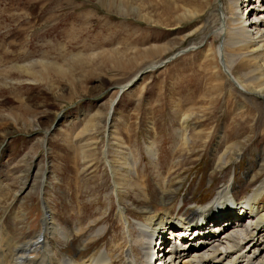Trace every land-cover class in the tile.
Returning a JSON list of instances; mask_svg holds the SVG:
<instances>
[{"label": "rangeland", "instance_id": "1", "mask_svg": "<svg viewBox=\"0 0 264 264\" xmlns=\"http://www.w3.org/2000/svg\"><path fill=\"white\" fill-rule=\"evenodd\" d=\"M219 7V0H0V213L16 240L42 229L43 194L54 210L63 207V191L75 211L80 192L85 215L108 207V197L116 199L108 161L121 189L134 194L120 156L137 162L151 198L131 197V218L145 221L141 209L148 207L158 214L169 210L180 223L211 203L233 174L236 198L252 194L264 179V97L240 86L238 93L221 64V77L211 78V70L207 75L209 66L200 69L198 48L222 25L213 15ZM165 43L170 50L156 49ZM154 65L160 66L143 72ZM203 100L204 114L198 112ZM184 117L190 126H183ZM81 145L98 156L85 171L76 154ZM149 147L157 151L153 159ZM219 153L225 156L218 165ZM157 174L166 188L176 186L164 199ZM109 220L112 240L123 224L113 214ZM185 240L183 246L191 242Z\"/></svg>", "mask_w": 264, "mask_h": 264}, {"label": "bare ground", "instance_id": "2", "mask_svg": "<svg viewBox=\"0 0 264 264\" xmlns=\"http://www.w3.org/2000/svg\"><path fill=\"white\" fill-rule=\"evenodd\" d=\"M257 1L251 0L249 6L241 7L242 0H226L225 3L219 0L221 8L219 7L213 15L218 16L222 25L214 32L213 39H206V42L198 49L204 57L201 59L200 69L204 70L209 66L208 70L204 71L207 74L211 70V78L221 77L223 74L221 72L224 70L223 72L228 77L231 87L236 88L238 93L242 94L241 89H243L245 92L258 95V97H264V59H261L264 57V0H260L262 1L260 6L255 3ZM188 12L189 15H193V11L188 9ZM199 27L197 26L194 30L196 31ZM217 38L220 45L215 50L214 45ZM156 49L166 52L171 49V43H165ZM186 52L183 50L181 53ZM249 54L252 55V58L248 56ZM220 64L223 67L222 71L217 70ZM247 67H250V70H247ZM237 71H241L242 76H237L235 74ZM135 78L132 80L133 82L136 80ZM206 103L208 101L203 100L202 105L199 104L198 112L201 110L203 114L206 112ZM182 121L184 127H186L185 123L190 126L187 117H184ZM197 134L201 137L204 133L200 131ZM209 135L205 136L209 137ZM178 136L182 137L180 140L183 142L186 151L191 152L192 149H189L188 144V133L181 131ZM88 146L90 147V145ZM148 150L153 159L157 155V151L152 147H149ZM96 153L97 151L87 150L82 145L77 150L76 154L83 171L91 167L93 163L91 158H95ZM104 154V158H109L108 150H105ZM222 154H218V165L222 163L225 156ZM118 160L120 166L126 168L127 180L135 185V192L134 194L127 193L126 190L121 189V181L118 179L115 165L108 161L113 184L112 195H115L116 199L113 200V198L108 197L110 204L100 213L85 215L88 208L78 191L76 194L77 211L71 208L74 203L70 201L68 191L62 192L64 200L60 203L63 207L58 210L51 207L43 194L44 218L42 229L35 235H28L25 241L16 240L15 236L7 230L8 219H1L0 213V264H151L149 255L153 254L152 251L157 247L159 239L164 240L162 245L165 247H160V251L164 252V257L169 260L167 264H264V207L262 209L257 207L259 200L264 195V179L254 188L248 198L239 201L234 194L236 189L234 182L236 180H234L233 174V178L231 177L218 189L211 203L203 207H195L192 214L185 217L186 222L184 221L185 218L181 220L182 222H177L169 210L158 214L148 207H144L146 210L141 209L143 210L142 213L147 214L146 220L143 221L139 217L138 219L131 218L128 211L133 208H129L130 203L133 205L130 200L131 197L132 200L138 201L142 199L151 200L145 186L146 182L144 184L143 176L136 168L137 162H126L123 157L121 159V156ZM128 160H130V156ZM153 161L156 162V159ZM180 164L181 161L178 160L173 171L177 170ZM157 178L158 182H162L161 190L164 199L166 194L176 186L172 185L170 190L169 186L166 188L165 179H160L158 174ZM80 186L82 185H76L77 189ZM113 204L117 206L115 212L113 211L115 206H111ZM237 205L240 207L239 209L235 208ZM219 210L223 211L222 214L218 212ZM53 211H58L65 218L57 219ZM112 214L119 216L123 226L122 235H115L111 240L110 229L113 223L109 217ZM218 214L219 216L231 215L234 223L224 220L225 222H217L216 225L209 224L204 227L205 224L201 220L204 221L210 217L217 218ZM229 215L226 217L230 218ZM194 225L198 226V230H204L202 236H199L200 231L197 237L192 238L189 235V228ZM167 228L169 229L165 232ZM167 233H169L168 237L166 236ZM173 235L176 237L174 238ZM185 239H191L189 249L186 248L189 243L184 244V246L180 243V240ZM170 241L176 246L175 249L171 248L170 243H168ZM251 250H253L252 255L246 254ZM72 251L74 254H71Z\"/></svg>", "mask_w": 264, "mask_h": 264}, {"label": "water", "instance_id": "3", "mask_svg": "<svg viewBox=\"0 0 264 264\" xmlns=\"http://www.w3.org/2000/svg\"><path fill=\"white\" fill-rule=\"evenodd\" d=\"M160 65H157V67H159ZM154 68H156V66L154 65V66H149L145 71H143V72H146V71H150V70H152V69H154ZM142 75V73H139V78H140V76ZM133 83H131V84H128L127 86H125L124 88H123V90H125V89H129L131 86H133L132 85ZM122 90V91H123ZM121 91V92H122ZM122 94V93H121ZM121 94L118 96L119 98H120V96H121ZM63 119V117L61 116V118H59V120H58V122L54 125V127L55 126H57V125H59V123H61V120Z\"/></svg>", "mask_w": 264, "mask_h": 264}]
</instances>
